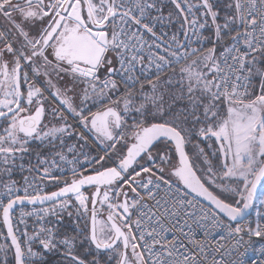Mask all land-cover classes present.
<instances>
[{"label":"snow or ice","instance_id":"1","mask_svg":"<svg viewBox=\"0 0 264 264\" xmlns=\"http://www.w3.org/2000/svg\"><path fill=\"white\" fill-rule=\"evenodd\" d=\"M253 238L264 0H0V264H245Z\"/></svg>","mask_w":264,"mask_h":264},{"label":"built area","instance_id":"2","mask_svg":"<svg viewBox=\"0 0 264 264\" xmlns=\"http://www.w3.org/2000/svg\"><path fill=\"white\" fill-rule=\"evenodd\" d=\"M158 28H159V26H158ZM95 148H96V145L93 144L92 149H91L93 155H95ZM15 180L20 181V177L15 178ZM20 182H22V181H20ZM46 190L49 191V188H47ZM257 207H259V205H257ZM30 208H31V206H28L29 210H30ZM249 219L253 220V221L256 219L255 208H254L252 214L249 216ZM29 223H32V221L30 220ZM73 224L75 225L74 222H73ZM245 238L247 239V237H245ZM261 247H264V239H262V238H253V240H252V248L255 249V250H249L246 253V255L244 256L245 264H259V262L261 260H264V257H262L260 252H259V249ZM34 248L36 250H39L38 246H34Z\"/></svg>","mask_w":264,"mask_h":264},{"label":"rangeland","instance_id":"3","mask_svg":"<svg viewBox=\"0 0 264 264\" xmlns=\"http://www.w3.org/2000/svg\"><path fill=\"white\" fill-rule=\"evenodd\" d=\"M167 11L168 10L165 9V15H167ZM164 30L165 31H168L169 33H171L172 31H175L176 30V26H168V27H165ZM17 174H18L17 176L13 175L12 179H15L17 177H20V174L19 173H17ZM5 179H7V178H5ZM68 221H69L68 219L65 220V222H64V228H66L68 232L72 233V231H74V229L73 228H69ZM54 257H56V255H53V256L49 257L52 262H53V259L52 258H54Z\"/></svg>","mask_w":264,"mask_h":264},{"label":"trees","instance_id":"4","mask_svg":"<svg viewBox=\"0 0 264 264\" xmlns=\"http://www.w3.org/2000/svg\"><path fill=\"white\" fill-rule=\"evenodd\" d=\"M14 175L17 176L18 174L15 173ZM54 190H56L55 187H49V191H54ZM68 226H69V228H73V229H75V226L73 227V222H72V220H69V221H68ZM72 232H74V231H72ZM81 255H83V253H81ZM49 259H50V258H49ZM52 259H53V264H62V262H61V258H60L59 256H56V257H54V258H52ZM50 260H51V259H50ZM9 261H10V264H11V254H9ZM103 261H104V258L101 257V264H103Z\"/></svg>","mask_w":264,"mask_h":264},{"label":"water","instance_id":"5","mask_svg":"<svg viewBox=\"0 0 264 264\" xmlns=\"http://www.w3.org/2000/svg\"><path fill=\"white\" fill-rule=\"evenodd\" d=\"M253 210H254V209L250 210V214H249V216L252 214Z\"/></svg>","mask_w":264,"mask_h":264},{"label":"flooded vegetation","instance_id":"6","mask_svg":"<svg viewBox=\"0 0 264 264\" xmlns=\"http://www.w3.org/2000/svg\"><path fill=\"white\" fill-rule=\"evenodd\" d=\"M73 227H74V224H73Z\"/></svg>","mask_w":264,"mask_h":264}]
</instances>
